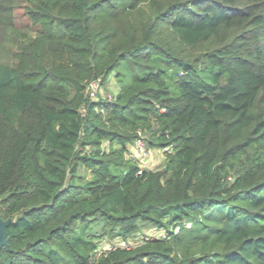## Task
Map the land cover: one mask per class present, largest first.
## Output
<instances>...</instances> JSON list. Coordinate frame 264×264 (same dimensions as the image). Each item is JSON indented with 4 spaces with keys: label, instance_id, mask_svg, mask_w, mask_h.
<instances>
[{
    "label": "trees",
    "instance_id": "16d2710c",
    "mask_svg": "<svg viewBox=\"0 0 264 264\" xmlns=\"http://www.w3.org/2000/svg\"><path fill=\"white\" fill-rule=\"evenodd\" d=\"M0 216V264H264V0H0Z\"/></svg>",
    "mask_w": 264,
    "mask_h": 264
},
{
    "label": "rangeland",
    "instance_id": "374dc122",
    "mask_svg": "<svg viewBox=\"0 0 264 264\" xmlns=\"http://www.w3.org/2000/svg\"><path fill=\"white\" fill-rule=\"evenodd\" d=\"M118 91V84L115 78H112L111 81L104 87H102V89L100 90V96L101 98H114L115 95L117 94ZM129 151L127 152V157L128 158H132L135 159L138 163V165L140 166L141 169H145V168H159L162 167L165 159H166V153H164L163 150H159V149H149L148 154L146 156L143 157H138V154L136 153L135 150V145H129L128 146ZM82 173H84L85 171H81ZM161 232L157 229H151L148 228L147 226H144L142 228V231L134 238L130 239V244L131 245H136L138 244L141 239L144 236H160ZM122 242L120 240H110L108 238H105L104 240H102L101 244H100V249L99 250H108L111 247H116V246H121Z\"/></svg>",
    "mask_w": 264,
    "mask_h": 264
},
{
    "label": "built area",
    "instance_id": "2783aa9c",
    "mask_svg": "<svg viewBox=\"0 0 264 264\" xmlns=\"http://www.w3.org/2000/svg\"><path fill=\"white\" fill-rule=\"evenodd\" d=\"M101 80H95L93 82L90 83L88 91L90 93V96L92 98H96L97 95L99 94V91L101 90ZM135 150L136 153L138 154V157H143L146 156L148 154L149 148L146 144V141L144 138H140L136 141L135 143ZM163 151L166 153H170L171 152V148L167 147L165 149H163ZM142 173V169L139 171V174ZM161 236V235H160ZM123 247H131L130 243H122ZM114 247H111L110 249H113ZM108 249V250H110Z\"/></svg>",
    "mask_w": 264,
    "mask_h": 264
},
{
    "label": "water",
    "instance_id": "95a60500",
    "mask_svg": "<svg viewBox=\"0 0 264 264\" xmlns=\"http://www.w3.org/2000/svg\"><path fill=\"white\" fill-rule=\"evenodd\" d=\"M12 219L4 220L0 216V249L7 244L8 227L12 223Z\"/></svg>",
    "mask_w": 264,
    "mask_h": 264
}]
</instances>
